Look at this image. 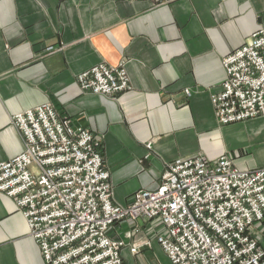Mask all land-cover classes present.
I'll return each instance as SVG.
<instances>
[{
    "label": "crops",
    "instance_id": "1",
    "mask_svg": "<svg viewBox=\"0 0 264 264\" xmlns=\"http://www.w3.org/2000/svg\"><path fill=\"white\" fill-rule=\"evenodd\" d=\"M258 31L264 0H0V163L24 150L11 117L51 104L100 141L121 206L156 190L178 159L264 168V117L223 126L211 102L224 58ZM102 63L124 64L132 89L117 98L82 91L78 75ZM162 231L159 220H126L110 236L127 244L123 264H172L156 240ZM0 264H45L2 193Z\"/></svg>",
    "mask_w": 264,
    "mask_h": 264
},
{
    "label": "built area",
    "instance_id": "2",
    "mask_svg": "<svg viewBox=\"0 0 264 264\" xmlns=\"http://www.w3.org/2000/svg\"><path fill=\"white\" fill-rule=\"evenodd\" d=\"M223 65L226 80L211 97L219 124L264 117V31ZM77 83L84 92L113 98L132 89L124 64L96 65ZM11 124L24 150L0 163V193L26 219L45 264H123L127 244L110 231L140 219L160 221L156 240L172 264H264V168L242 171L228 156L178 159L156 190L140 189L121 206L89 129L75 128L51 104L13 115Z\"/></svg>",
    "mask_w": 264,
    "mask_h": 264
}]
</instances>
